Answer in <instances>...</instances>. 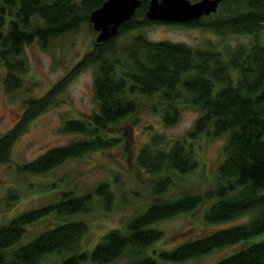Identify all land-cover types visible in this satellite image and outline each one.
<instances>
[{"label":"trees","instance_id":"trees-1","mask_svg":"<svg viewBox=\"0 0 264 264\" xmlns=\"http://www.w3.org/2000/svg\"><path fill=\"white\" fill-rule=\"evenodd\" d=\"M105 0H0V62L5 70L7 93L21 87L25 70L23 52L37 43L41 48L56 38L77 32L82 26L93 32L89 14ZM196 1V0H191ZM149 0L140 5L124 22L117 34L103 43L92 42V49L43 97H28L18 122L0 135V164L10 161L13 144L27 124L54 103L70 76L94 69V98L97 110L86 120L69 119L64 129L79 137L65 145L47 149L37 158L19 165L25 174H43L69 159L106 150L118 139L108 137V128L132 115L137 109L136 95H158L162 119L175 123L180 96L187 106L199 111L187 138L203 133L213 137L227 135L224 158L217 167V186L201 193L182 192L168 196L174 181L169 172L180 175L193 172L198 165L191 142L175 141L168 149L152 151L146 146L138 154L137 166L149 173L166 171L151 186L154 200L135 214L125 230H111L91 252L76 249L87 231L83 221H67L40 233L31 242L15 247L26 226L54 210L60 216L88 211L95 198L109 210L113 192L106 182L82 195L64 192L59 201L22 213L0 225V264H42L47 254L72 250L61 264H108L128 256L127 264H157L146 254L149 245L163 232L150 227L156 221L191 213L210 202L204 214L209 225L231 221L252 213L246 223L214 230L186 240L161 256L182 262L214 248L234 244L264 232V40L240 43L228 48L226 56L214 44L194 48L167 40L152 41L139 30L154 24H173L200 28L217 35L245 37L264 30V0H220L213 14L186 23H162L146 17ZM139 31V32H137ZM131 40L118 45L119 38L133 33ZM13 195L10 201H14ZM213 264H264V240L250 244Z\"/></svg>","mask_w":264,"mask_h":264},{"label":"rangeland","instance_id":"rangeland-1","mask_svg":"<svg viewBox=\"0 0 264 264\" xmlns=\"http://www.w3.org/2000/svg\"><path fill=\"white\" fill-rule=\"evenodd\" d=\"M139 31L152 41L167 40L194 48L214 44L224 57L228 48L240 43L264 40V30L245 37L236 34L217 35L181 25L154 24ZM135 33L119 38L118 45L129 42ZM96 35L94 30L92 32L82 26L77 32L53 39L46 48H41L37 43L26 46L23 52L25 70L20 75L22 85L12 93L6 91L5 70L0 62V135L7 133L18 122L28 97H43L67 75L83 54L92 49ZM93 84L92 67L70 76L54 103L34 117L13 144L10 161L0 164V225L7 224L22 213L59 201L64 192L82 195L93 191L100 182L108 183L113 192L109 210H105L98 198L90 203L85 213L60 216L51 210L34 223L28 224L13 248L27 244L40 233L67 221L78 220L87 225L88 229L76 249L78 252H91L111 230H125L130 219L154 200L150 194L151 186L166 174V171L149 173L139 168V152L146 146H150L152 151L157 148L168 149L175 141L187 138V133L199 115V111L187 106L180 96L177 103L179 118L175 123L166 125L161 113L165 105L160 103L158 95H136V112L111 125L105 132L108 137L118 139L117 145L88 153L81 158L66 160L47 173H21L17 168L19 165L37 158L49 148L65 145L79 137L66 131L64 122L69 119L86 120L97 110ZM187 140L192 143L194 156L198 160L197 168L185 175L169 172L174 183L168 196L182 192L203 194L217 186V167L224 158L227 135L213 137L203 133L194 140ZM13 195H17V198L10 201ZM209 205L210 202H206L191 213L152 223L150 227L161 230L163 235L147 247L146 254L154 258L157 264H213L250 244L264 240L262 232L186 261L176 262L163 258L162 252L171 251L186 240L244 224L253 217L252 213H248L228 222L209 225L204 219ZM72 252L68 250L47 254L41 258V263L61 264ZM128 261L129 257L124 255L108 264H127ZM84 264L91 262L88 260Z\"/></svg>","mask_w":264,"mask_h":264},{"label":"water","instance_id":"water-1","mask_svg":"<svg viewBox=\"0 0 264 264\" xmlns=\"http://www.w3.org/2000/svg\"><path fill=\"white\" fill-rule=\"evenodd\" d=\"M220 0H149L146 17L162 23H186L217 11ZM140 0H105L90 12L88 20L97 33L95 42L114 37L119 27L134 14Z\"/></svg>","mask_w":264,"mask_h":264}]
</instances>
